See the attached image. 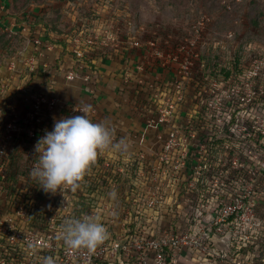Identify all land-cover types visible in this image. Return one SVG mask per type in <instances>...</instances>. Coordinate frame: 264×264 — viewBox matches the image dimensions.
Returning a JSON list of instances; mask_svg holds the SVG:
<instances>
[{
  "label": "built area",
  "instance_id": "1",
  "mask_svg": "<svg viewBox=\"0 0 264 264\" xmlns=\"http://www.w3.org/2000/svg\"><path fill=\"white\" fill-rule=\"evenodd\" d=\"M70 36L66 45L57 48L36 33L32 44L10 62L9 76L0 79V200L6 196L2 185L8 183L11 141L22 129L16 128L17 120L30 121L33 126L24 128V132L38 140L54 118L65 117L67 110L83 115L77 110L90 104L67 101V110H63L53 85L57 82L53 75L57 71L53 69L41 80L44 87L49 84L46 88L40 81L29 84L32 78L42 76L65 50L60 75L65 81H81L93 101L90 105L98 98L99 71L94 55L97 48L109 42L105 45L106 40L98 35ZM112 36L106 35V39ZM134 42L142 58L123 77V87L132 80L145 85L149 79L152 83L147 86L160 88L162 77L157 74L153 81V70L168 69L176 75L169 85L177 89L176 96L166 94L168 97L158 102L147 118L150 125H155L162 144L150 151L141 147L134 151L127 146L125 152L116 154V159L106 158L103 164L108 173L103 181H107V190L96 191L93 196L117 201L111 203L112 207L94 205L90 210L77 211L76 217L46 215L26 222L22 217L29 211L24 204L8 200L12 207L2 209L0 201V250L5 255L0 257L1 264H43L47 256L53 257L55 264H179L184 253L197 261L198 256H192L196 252L204 256L199 258L206 264L211 263L209 255L224 260L225 255L216 250L219 242L241 251L263 240L264 216L256 214V204L249 195L225 190V178H231L233 172L243 177L246 170L252 175L254 166L264 170V61L256 58L242 74L226 79L209 75L200 85L190 84L194 93L188 97L181 90L190 86L187 84L198 70L194 60L187 55L181 57L170 45L162 46L155 39ZM146 59L154 63L149 71ZM199 66L201 70L206 67L202 63ZM178 74L184 75L185 83ZM11 87L13 93H22L24 107L19 115L9 102ZM187 103V108L192 105L194 110L181 118L178 109ZM96 112L98 107L92 105L89 115L95 116ZM241 152L249 159L240 156ZM36 162L34 156L32 163ZM8 197L13 198L14 193ZM215 198L219 199L217 204L213 203ZM86 216L99 218L107 229V238L91 251L69 250L62 239L63 226ZM227 258L233 264H242L238 257Z\"/></svg>",
  "mask_w": 264,
  "mask_h": 264
},
{
  "label": "rangeland",
  "instance_id": "2",
  "mask_svg": "<svg viewBox=\"0 0 264 264\" xmlns=\"http://www.w3.org/2000/svg\"><path fill=\"white\" fill-rule=\"evenodd\" d=\"M17 16L23 20H17ZM76 31L82 35L103 37L102 40H106L105 45L109 42L106 47L97 48L95 61L101 60L102 57L119 55V59L131 67L135 65V60L139 61L142 58V51L133 49L135 40L155 39L162 46L170 45L169 47L178 51L181 57L189 56L196 63L195 67H198L193 80L187 85H200L209 75L215 77L219 71L224 73V70L237 65L238 69L250 68L256 58L259 62L264 61V0H0V79L9 76L7 67L16 57L14 53L23 46L24 48L30 46L34 33H40L43 38L47 37L55 42L60 40L64 42ZM106 35L114 36L106 39ZM201 63L206 66L203 70L199 69ZM152 74L153 81L156 80L154 76L161 75L160 88L154 85L147 86L152 83L149 79L145 85L134 84L135 80H132L126 87L120 88L123 94L110 93L113 102L111 99L106 100L109 95V92L105 91L106 88H97L98 98L92 105L98 107V112L95 116L89 115V118L93 122L107 123L114 130V143L123 138L128 148L137 151L140 147L150 151L151 147L162 144L155 125H150L147 118L152 115L158 102L168 97L166 94L176 96L177 89L169 87L176 75L168 69L153 70ZM38 76L32 78L29 84L40 81L42 88L49 86L47 83L44 87L45 82H41L44 76ZM182 76L184 75L178 74V78ZM182 78L185 83L184 77ZM56 79V85H53L59 95V101L65 107L63 110H67L66 107L70 103L93 102L89 95H86L68 104L65 98L67 92L64 91L67 89L66 83H71L65 81L62 74ZM13 91L14 88L11 87L9 92ZM181 93L190 97L194 91L190 85L188 88H182ZM21 94L14 92L9 96V102L15 106L18 115L23 112L24 107ZM187 105L188 103L178 109L177 115L181 114V118L190 114L194 108L192 105L187 108ZM73 115L77 114H70L68 110L64 112L65 117ZM27 122L22 118L17 120L16 128L22 129L11 141L8 183L6 181L2 185V191L6 196L0 200L3 204L2 209L12 207V204H7L8 200L18 202L19 205L24 204L29 213L26 212L22 218L26 222H32L46 215L64 218L73 214L76 217V212L81 209L90 210L94 205L101 208L109 205L112 207L111 203L117 202L93 195L96 191L107 190L103 181L108 173L103 164L106 158L112 161L116 159V154L123 153L124 150L107 149L99 152L75 191L65 188L61 193H45L39 188L38 181L30 177V171L34 167L32 159L37 140L24 132V128L32 125L30 121ZM53 125L54 122L48 125L49 131ZM239 155L249 159L245 152ZM257 159L258 156L256 163ZM251 168L252 175L246 170L243 171V177L236 172L232 173L231 178L226 177L225 190L249 195L251 201L256 204V214L263 217L264 170L257 166ZM10 193H14L13 198L8 197ZM218 202V198L213 200L214 204ZM215 245L216 250L225 255L224 260L223 257L218 258L216 254L209 255L211 263L206 264H233L228 256L238 257L242 264H264V244L261 245L260 242L257 246L241 251L220 242ZM3 254L0 250L1 258L5 256ZM192 256H198L197 261H192L184 253L178 260L179 264H203L199 258L203 255L196 252ZM8 259L7 256L6 260Z\"/></svg>",
  "mask_w": 264,
  "mask_h": 264
},
{
  "label": "clouds",
  "instance_id": "3",
  "mask_svg": "<svg viewBox=\"0 0 264 264\" xmlns=\"http://www.w3.org/2000/svg\"><path fill=\"white\" fill-rule=\"evenodd\" d=\"M92 105L85 104L77 111L83 115L54 118L52 130H45L34 146L37 162L30 177L38 181L45 193L55 194L65 188L75 191L79 181L97 159L98 153L107 149L126 150L123 138L113 141L114 130L105 122L89 118ZM107 229L99 218L86 216L63 226L62 239L69 250H94L107 238ZM43 264H55L47 256Z\"/></svg>",
  "mask_w": 264,
  "mask_h": 264
},
{
  "label": "crops",
  "instance_id": "4",
  "mask_svg": "<svg viewBox=\"0 0 264 264\" xmlns=\"http://www.w3.org/2000/svg\"><path fill=\"white\" fill-rule=\"evenodd\" d=\"M119 55L108 56V58H101L99 60L101 62V66L99 68L101 75L99 77V89H105L106 92H109L108 98L111 99L110 101L113 102V96L110 95L112 92L114 95L117 93L119 95L123 94L120 90L123 87V77L127 73V71H132L133 67L131 65L126 64L123 60L119 59ZM121 57V56H120ZM106 59V60H105ZM134 62H137L135 60ZM132 64V63H131ZM134 65V64H133ZM66 83L64 92H67L65 98L66 101H75L77 98L80 99L82 96L86 97V94L82 92L83 85L81 81L76 80L75 82ZM136 84V83H134ZM63 94V93H62ZM65 95V94H64ZM77 99V100H78ZM119 104V103H118ZM113 105V103H112ZM114 107V105H113Z\"/></svg>",
  "mask_w": 264,
  "mask_h": 264
},
{
  "label": "trees",
  "instance_id": "5",
  "mask_svg": "<svg viewBox=\"0 0 264 264\" xmlns=\"http://www.w3.org/2000/svg\"><path fill=\"white\" fill-rule=\"evenodd\" d=\"M17 20H23L22 18H20V17H18L17 16ZM75 33H80V32H78V31H76ZM74 33V34H75ZM36 33H34L33 34V36L35 35ZM45 41H48V42H51V43H53V44H55V45H57V48H59V46H64V45H66L65 43V41L63 42L62 40H60V41H58V42H55V41H53L52 39H48L47 37H44L43 38ZM52 40V41H51ZM134 47V46H133ZM104 48V47H103ZM133 49H136L135 47L133 48ZM24 50V46L23 47H21V48H19V49H17V51L14 53V55L16 54V56H20V54L22 53V51ZM104 50L106 51V48H104ZM109 52H105V54H108ZM64 54H65V50L64 51H62L61 53H60V55H59V57L56 59V62H55V64L53 65V66H51V67H48L47 68V70H45V72H42L43 73V76H46L48 73H50V71L53 69V71H57L55 74H53L55 77H57L58 75L60 76V72L58 71V70H60V66H61V64L63 63V56H64ZM97 57V56H96ZM96 63L98 64V66H97V70L99 71V77H100V75H101V72H100V70H99V68H100V66H101V62L100 61H96ZM146 63H147V65L149 66L148 67V71L149 70H151V68H154L153 66V61L152 60H149V59H146ZM96 65V64H95ZM238 67V65L237 66H234L233 68H231V69H226V70H224L225 72L224 73H222L221 71H219V74H217V75H214L215 77L214 78H228L229 76H231L232 74H235V75H238L239 73H241V71L243 70V69H238L237 68ZM222 70V69H221ZM213 77V76H212ZM75 82V81H74ZM98 84L99 83H96V88H99V86H98ZM56 85V84H55ZM124 88V87H123ZM122 87H121V89H123ZM120 89V90H121ZM55 91H56V89H55ZM82 92L83 93H85L84 92V90L82 89ZM56 93H57V91H56ZM58 94V93H57ZM86 94V93H85ZM86 95H88V94H86ZM81 102V101H80ZM134 151H136V150H134ZM134 155H132V157H133ZM131 157V158H132ZM136 162V161H135ZM9 178V177H8ZM104 182L107 184V181L106 180H104ZM259 242L261 243V245L262 244H264V238H263V240H259ZM254 245L253 244H250L248 247H246V248H244V249H249V248H252Z\"/></svg>",
  "mask_w": 264,
  "mask_h": 264
}]
</instances>
